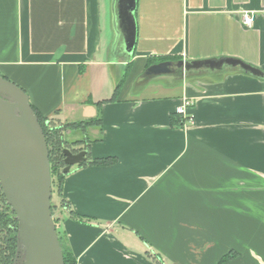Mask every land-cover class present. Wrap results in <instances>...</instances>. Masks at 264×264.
Wrapping results in <instances>:
<instances>
[{
	"label": "crops",
	"instance_id": "crops-1",
	"mask_svg": "<svg viewBox=\"0 0 264 264\" xmlns=\"http://www.w3.org/2000/svg\"><path fill=\"white\" fill-rule=\"evenodd\" d=\"M133 14L127 56L117 0H0V76L86 151L56 189L57 230L76 264H264V0H136ZM232 57L261 76L143 77Z\"/></svg>",
	"mask_w": 264,
	"mask_h": 264
},
{
	"label": "water",
	"instance_id": "water-1",
	"mask_svg": "<svg viewBox=\"0 0 264 264\" xmlns=\"http://www.w3.org/2000/svg\"><path fill=\"white\" fill-rule=\"evenodd\" d=\"M136 0H117L118 27L124 53L135 46ZM222 65L239 67L261 76V72L236 58H218L184 62H161L149 66L143 77L173 74L171 68L189 72L201 68L217 69ZM181 76V75H180ZM61 174L86 162V151L73 154L62 151ZM0 190L17 221L16 251L12 264H64L58 234L51 211V174L49 149L44 131L23 89L0 76Z\"/></svg>",
	"mask_w": 264,
	"mask_h": 264
},
{
	"label": "trees",
	"instance_id": "trees-1",
	"mask_svg": "<svg viewBox=\"0 0 264 264\" xmlns=\"http://www.w3.org/2000/svg\"><path fill=\"white\" fill-rule=\"evenodd\" d=\"M151 61L147 64L150 65ZM5 78V77H3ZM39 119L42 131H44L46 143L49 149V160H50V174H52V178L55 181V188L59 192L60 184L64 179L65 174H61L62 169L64 168L63 164V155L62 151L65 147H67L62 140L61 131L56 128L46 126V120L42 117L36 115ZM173 120V119H172ZM179 119H177L176 123L181 125ZM87 125L90 122L86 123ZM93 164L104 165L107 164V160H94ZM85 162L80 163L78 166L84 165ZM52 185V184H51ZM3 198V197H2ZM60 208H67L68 203L60 200ZM53 207H51V210ZM69 216H72L73 219L77 221H82L83 219L78 216L73 215V212H69ZM56 231L58 233V242L62 251V258L64 259V264H76V260L73 258L69 245H67V241L65 237L57 230V219L54 220ZM17 222L14 218L11 217L8 209L4 207H0V264H12L14 261L15 251H16V242H17Z\"/></svg>",
	"mask_w": 264,
	"mask_h": 264
},
{
	"label": "rangeland",
	"instance_id": "rangeland-1",
	"mask_svg": "<svg viewBox=\"0 0 264 264\" xmlns=\"http://www.w3.org/2000/svg\"><path fill=\"white\" fill-rule=\"evenodd\" d=\"M51 184H52L51 185L52 195H51V201H50V203H51V207H53V209L51 211H52V217H53V221H54L56 219V216H57V211L60 208V202H59V198H58L57 191H56V188H55V181L52 178V174H51ZM2 197H3L2 191L0 190V207L1 208L4 207L5 209H8V212L10 213L11 217L13 218V214L10 211L9 205H7L5 203L4 197L3 198ZM54 224H55V222H54ZM55 228H56V226H55Z\"/></svg>",
	"mask_w": 264,
	"mask_h": 264
},
{
	"label": "built area",
	"instance_id": "built-area-1",
	"mask_svg": "<svg viewBox=\"0 0 264 264\" xmlns=\"http://www.w3.org/2000/svg\"><path fill=\"white\" fill-rule=\"evenodd\" d=\"M251 21H252V19H251V17L247 13H245L244 15H242L241 22H242L243 25H248L249 26L251 24ZM193 104H194V101H193L192 98L186 99L183 102V104L176 109V112L175 113H177L183 119V121L191 122L192 117L191 118L187 117L186 110L188 108H190ZM45 124H46V126H48V123L47 122Z\"/></svg>",
	"mask_w": 264,
	"mask_h": 264
},
{
	"label": "flooded vegetation",
	"instance_id": "flooded-vegetation-1",
	"mask_svg": "<svg viewBox=\"0 0 264 264\" xmlns=\"http://www.w3.org/2000/svg\"><path fill=\"white\" fill-rule=\"evenodd\" d=\"M171 70H173V74H175L176 72H178L179 70L178 69H176V68H171ZM73 154H76V153H78L79 151H81V149L80 150H78V151H74V150H71V149H69ZM64 162V161H63ZM19 264H21V263H19Z\"/></svg>",
	"mask_w": 264,
	"mask_h": 264
}]
</instances>
